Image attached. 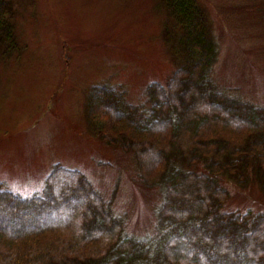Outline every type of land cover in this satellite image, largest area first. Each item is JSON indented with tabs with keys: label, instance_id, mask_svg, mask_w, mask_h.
<instances>
[{
	"label": "trees",
	"instance_id": "trees-1",
	"mask_svg": "<svg viewBox=\"0 0 264 264\" xmlns=\"http://www.w3.org/2000/svg\"><path fill=\"white\" fill-rule=\"evenodd\" d=\"M161 2L179 31L166 82H149L138 103L107 83L91 85L86 99L93 130L131 152L144 184L160 192L154 226L128 233L111 198L55 163L38 193L0 181V264H264V211L224 209L221 182L264 193V105L213 79L219 50L196 0ZM14 19L0 0L4 60L19 48Z\"/></svg>",
	"mask_w": 264,
	"mask_h": 264
},
{
	"label": "rangeland",
	"instance_id": "rangeland-1",
	"mask_svg": "<svg viewBox=\"0 0 264 264\" xmlns=\"http://www.w3.org/2000/svg\"><path fill=\"white\" fill-rule=\"evenodd\" d=\"M7 1L19 48L0 57V181L28 196L55 163L79 169L125 215L127 232L143 235L160 192L144 184L131 152L93 130L86 99L91 85L107 83L138 103L149 82L165 83L177 63L175 18L161 0ZM196 3L219 50L215 82L264 105L263 0ZM221 182L224 209L264 211L259 186Z\"/></svg>",
	"mask_w": 264,
	"mask_h": 264
}]
</instances>
